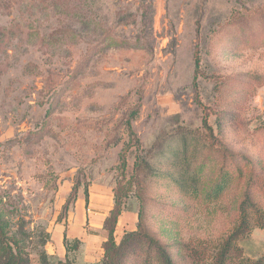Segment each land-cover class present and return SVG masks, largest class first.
Returning <instances> with one entry per match:
<instances>
[{
  "label": "rangeland",
  "instance_id": "1",
  "mask_svg": "<svg viewBox=\"0 0 264 264\" xmlns=\"http://www.w3.org/2000/svg\"><path fill=\"white\" fill-rule=\"evenodd\" d=\"M222 166L229 185L209 197ZM116 188L115 242L136 230L140 197L176 264L204 262L192 249L226 237L245 191L264 217V0H0L7 236L58 264L65 232L75 264H100ZM250 219L234 264L264 255Z\"/></svg>",
  "mask_w": 264,
  "mask_h": 264
},
{
  "label": "trees",
  "instance_id": "2",
  "mask_svg": "<svg viewBox=\"0 0 264 264\" xmlns=\"http://www.w3.org/2000/svg\"><path fill=\"white\" fill-rule=\"evenodd\" d=\"M198 58H194V65L197 70ZM197 79L196 74L193 81ZM202 124L207 128V117L203 114ZM129 133L131 135V127L128 124ZM185 148V146H184ZM186 149V148H185ZM224 158V156H223ZM140 157L138 161H140ZM121 166L124 169L126 165L125 154L121 156ZM230 177L228 173L222 170L217 180L211 185L207 194L209 197L217 196L222 193L229 185ZM76 187L73 188L70 198L73 201L76 198ZM114 206L109 211V215L105 218L103 228L107 233V239L103 243V258L100 264H176L167 250V246L152 235L144 223V203L139 199V210L137 228L134 232L127 234L120 243H116L113 238L114 228L121 213L124 211L122 203V195L118 188L114 191ZM84 201L88 204V192L84 188ZM244 200L238 208L237 220L231 231L219 243L213 246L208 253L202 244L192 249L195 257L202 259L201 264H234L233 260L241 256L239 250V241L249 234L251 228L250 216L257 215L260 217V228H263L264 217L262 213L256 209L252 196L245 191ZM67 204L64 206L67 211ZM258 225V224H257ZM6 228L0 223V264H46V255L43 252L38 254V259L32 262L29 257L22 251L20 245L15 239L6 234ZM62 243L65 249L63 260L58 264H75V254L78 251L80 241L78 239L70 240L65 232L63 233ZM206 255V258H205ZM206 259V261H205ZM208 260V262H207ZM239 264H264V255L255 259L242 258Z\"/></svg>",
  "mask_w": 264,
  "mask_h": 264
},
{
  "label": "crops",
  "instance_id": "3",
  "mask_svg": "<svg viewBox=\"0 0 264 264\" xmlns=\"http://www.w3.org/2000/svg\"><path fill=\"white\" fill-rule=\"evenodd\" d=\"M103 221V220H102ZM63 238V237H62Z\"/></svg>",
  "mask_w": 264,
  "mask_h": 264
}]
</instances>
